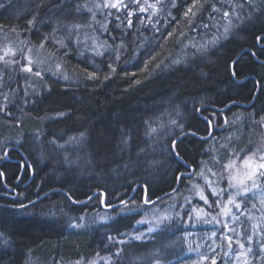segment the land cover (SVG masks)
I'll return each instance as SVG.
<instances>
[{"label":"trees","instance_id":"16d2710c","mask_svg":"<svg viewBox=\"0 0 264 264\" xmlns=\"http://www.w3.org/2000/svg\"><path fill=\"white\" fill-rule=\"evenodd\" d=\"M88 1L91 0H0L4 7L10 6L6 16H0V25L4 26L0 32L23 42L24 49H37L53 27H58L56 37L60 38L66 36V25L87 24L91 13L82 9L77 12L75 5ZM160 1L154 15L152 9L139 12V6L123 0L134 13L127 17L131 27L125 26L128 10L106 8L103 16L111 21L108 32L94 23L93 28L82 29V39L87 32L96 37V45L106 44L99 48L103 55L91 50L92 40L86 42L88 48L70 43L67 52L51 41L46 43L42 50L61 66L68 79L43 78L38 83L40 87L48 84L51 89L28 97L24 105L25 92L20 84L23 78L18 67L11 70V82L5 87L9 100L0 98V106L7 104L6 110H0V157L8 147L18 146L34 163L40 177L32 192L25 194V203L6 199L3 195H14L10 193L15 183L11 176L16 172L13 166L8 172L1 164L4 158H0V172L4 174L0 176V236L5 239L0 264H74L104 254L111 255L112 264H130L131 257L149 263L145 258L152 255V250L162 248L161 232H155L150 241H133L128 247L123 244L122 253L118 242L127 240L133 225L155 207L172 203L176 206L173 211H182L184 216L193 207V203L183 205L188 181L195 175L181 178L179 183L174 180L178 165L168 156L170 141L175 139L187 161L180 171L188 173L187 166L198 170L202 160L211 164V155L227 163L232 153H225L220 144L229 134L239 136L230 147L236 152L243 150L241 155L264 140V39L256 40L257 36L264 37V0H258L257 9L241 14L244 22L240 29L205 53L190 48V40L200 35V25L216 15L212 8L223 0H201L203 7L195 18L184 15L193 0ZM147 3L154 4L156 0ZM141 5L147 6L145 0ZM109 12L113 15L108 16ZM33 15L38 21L34 27L27 24ZM117 15L125 21L120 28L116 27ZM12 27L17 33L10 31ZM121 41L123 47L117 60L114 49ZM233 61L237 62L234 68ZM92 73L95 78H89ZM204 116L212 117L215 132L203 143L198 137L184 136L171 123L175 120L183 124L184 132L194 127L203 136ZM224 117L229 121L227 125ZM217 123L221 127L216 128ZM151 128L157 131L152 133ZM70 137L76 139L70 141ZM61 145L63 149H59ZM208 149H212L211 154ZM213 168L217 173L221 170L218 164ZM138 185H146L147 195L153 200L163 199L144 204V188L139 187L127 205L114 207L122 204L121 199L128 200ZM37 187L40 189L36 193ZM98 190L105 192V206L111 205L106 206L108 210L102 207L101 195L82 203ZM215 199L209 195L210 201ZM33 200L38 202L31 203ZM123 212L127 213L122 215ZM101 213L112 217L107 233L102 234L96 227L69 228L72 217L88 219ZM182 231L193 232L191 228ZM182 231L176 230L172 236ZM118 251L123 263L115 256ZM179 253L164 247L150 263H169ZM164 255L168 256L158 259Z\"/></svg>","mask_w":264,"mask_h":264},{"label":"snow or ice","instance_id":"6c2138e0","mask_svg":"<svg viewBox=\"0 0 264 264\" xmlns=\"http://www.w3.org/2000/svg\"><path fill=\"white\" fill-rule=\"evenodd\" d=\"M253 0H246V3L249 6H252ZM130 3L133 5H137L138 11L139 12H146L149 9L155 10L153 14L155 15L156 11H159L157 8V4L160 3V0H156V3L154 4H148L147 0H145V5H141V0H130ZM199 5V8L197 7ZM175 4H173V7ZM4 4L0 3V8H3ZM76 11L79 12L82 8L87 9L89 13L92 14L91 20L87 24H81V23H73V24H68L65 27L67 28V33L66 36L57 38L56 37V32L59 30L58 27H53L52 32L48 33L45 37L42 38L38 48H37V54L44 49L45 44L51 41L54 45H59V48L65 49V52L69 49V44L74 43L76 45H84L85 48H88L89 45L86 43L88 40L93 41V46L91 50L95 51L97 55H103L102 52L99 51V48H104L106 47V44H100L96 45V37H91L88 35L87 32L83 33V39L81 38V30L85 28H93L95 24H99L101 28L104 29L105 32H108L109 29L107 27L108 23H111V21L107 20V17H105V22H100L96 20V13L93 11L92 8H89L87 4L83 5H75ZM96 8H115L117 12H119L121 9L128 10L126 11V20L127 23L125 25V21L120 19V16L117 15L115 16V20L118 22L116 24L117 28H120L121 25H125L126 27H131L132 26V21L131 19H128L127 17H130L134 15V13L129 9V4L123 3V0H115V2H112V0H104L103 4L97 3L95 5ZM203 7V4L201 3V0H193L192 5L188 7L187 11L184 13L186 18H189V15L191 14V18H195L197 15V12L200 10V8ZM244 7L243 3H236L231 5V12L225 11L223 12L222 16L223 18H229L227 21V24L223 26V32H220L219 27H216V25H213V27H216V32L220 33L219 35L213 34L211 39L208 40L206 43L203 44H193L192 47L196 49L197 52L199 53H205L207 52L209 47H216L217 45L220 44L221 39H228L230 34L233 32V30H238L240 29L241 25L243 24V18L240 15V11ZM195 9V11H194ZM213 12H219L220 9L213 7L212 8ZM108 16L113 15L111 12L107 14ZM231 16H235L236 18V23L230 19ZM190 18V22H191ZM250 18V14L249 17ZM209 19L211 20L212 17L209 16ZM142 22V21H141ZM38 23L36 15H33L31 19L27 21L28 25H32L33 27ZM203 28H208V24H201L200 25ZM3 25H0V31H3ZM10 31L13 33H17V29L15 27L10 28ZM114 39V38H113ZM264 39V37L257 36L256 40L257 42H261V40ZM67 41V42H66ZM23 43V42H21ZM123 47V41H121V44L119 47L114 49V52L117 53L115 56V59H119V51L120 48ZM0 51L3 52V55H0V63H3L5 66L12 65V64H20V60H26L27 63L21 64V71L26 72L31 74L32 76L38 77L41 80L43 79V75L41 71H33L32 64L35 62L36 64H43L44 61L40 60L37 58L35 61H33L32 56L30 53L32 52L31 48H28L27 52L28 54H25L23 48L19 49H14L10 44L6 45L4 48L0 49ZM56 51H59V49H56ZM17 53L20 55V59H5L6 56H11V57H16ZM51 55H55V52L51 53ZM252 55H256V53H252ZM180 61H174V63H179ZM237 62L233 61L232 65L233 68ZM57 67H60V65H57ZM109 68L111 71H115L114 68H112L111 65H109ZM56 74V73H54ZM235 71H232V75L235 76ZM65 80L68 79L66 75L63 76ZM89 78H95V73H92ZM108 77L106 76L105 79ZM0 81H2V77H0ZM259 83V82H258ZM0 87H3V83H0ZM0 96H3L4 99L7 101L9 100V97L0 92ZM27 103V101H25ZM7 109V104L0 106V110H6ZM9 115L11 113H8ZM215 115V114H213ZM204 123H205V128H204V135L201 136L199 133V130L191 127L190 130L187 132H184V125L183 124H177L175 120L171 121L172 124H176L177 127L181 129V132L183 133L184 136L191 135L193 137H198L201 142H207L209 136L214 137V132L215 128L213 127L214 121L211 116H204L203 117ZM261 122H264V117H261ZM223 123L227 125L229 123L227 117L223 118ZM235 123V122H233ZM215 127H221V124L217 123L215 124ZM157 129L151 128V132L155 133ZM84 134L81 133V137ZM179 135V133L177 134ZM242 135V133H241ZM75 137H70L69 140H75ZM224 143L220 144V149H223L225 153L231 152L232 155L227 156V163H224L218 156L216 155H211L210 159L213 165H220V172H213L211 168L208 167L209 161L207 160H202L200 161V164L198 165V170H194L191 173H187L189 176H198L204 181L203 185L200 184H194L193 185V190H195L196 195L199 197L201 201L204 202L205 207H195L193 206L190 208L188 212L185 213L184 217H180L179 213H177V216L180 219H184L185 217L189 222H203V223H212L215 221L218 224H222V227L227 229L228 232L233 233V235H228L225 233L223 235V240L227 242V247L229 251L232 250V245L233 242L242 250L245 249V244L241 241L239 237L244 236V232L242 231L243 229V222L240 224H237V221L239 220V216L233 212V209H236L240 211L241 215H245L246 219L250 220L253 219L246 211L242 210V205L244 208H247L248 201L246 200H238V197L244 196L248 197L249 193H253V189H259L261 187L260 183L258 181H264V141H262L258 146H255L253 150L244 152L243 155H241V152H236L234 151L233 148L230 147L232 145L233 140H238L239 136L235 134H229L227 137H224ZM19 143V142H18ZM125 144H127V140L124 141ZM63 147V145H61ZM207 153L211 154L212 149L206 150ZM168 156L171 160H174L177 162V167L175 168V173H174V180L179 181L184 175V172L180 171V168L187 163L185 160L184 156L182 155L181 151L179 150V145L175 142V139L170 141L169 143V149H168ZM4 158V157H0ZM157 163V162H154ZM209 174L211 177H217V179L213 180L210 179ZM4 174L0 172V176H3ZM221 181L226 182V187H220ZM191 183V181H189ZM250 182V183H249ZM216 185L215 187L213 185ZM208 190V194L206 195L205 192ZM228 190H233L232 194L228 195V198L226 201H221L219 197L221 194L228 192ZM175 191V189L173 190ZM209 195L213 197H217V199L210 201L209 200ZM254 195V193H253ZM91 199V197H89ZM120 202L122 204L127 205L128 201L121 199ZM143 203L144 204H154L155 200H153L151 197L147 195V186H144V198H143ZM185 203H190V201L185 198ZM259 203L261 205H264V195H261ZM108 207H111V205H106ZM23 207V205H21ZM251 207L254 209L256 208L255 204H252ZM214 209H219V211L216 213V215H213V210ZM218 215H223L224 217H230L231 218V225L227 220L221 221L217 219ZM211 217V219H209ZM83 219V218H81ZM171 217L167 215L160 216L157 220V224H163L166 221H171ZM149 221L145 220H140L137 221V223L143 224V223H148ZM73 227H83V225H72ZM253 229L259 228V224L253 225ZM238 228L241 229V231H238ZM149 231H155V229H149ZM216 233L213 232L212 236H215ZM255 235V231H253L251 234H248L246 236V239L248 242H252L253 236ZM262 237H264V231L260 233ZM236 236L237 238L235 241L233 240V237ZM137 240L143 239L142 235H136L134 237ZM111 239V237H109ZM120 243H124V241H120ZM190 250H195L191 248V245H189ZM261 251L264 252V244L261 245ZM252 249L251 247H248L245 251H241L237 254V259L240 257H246L248 253H251ZM116 255H119V252L116 253ZM227 255V254H226ZM202 260L207 259V257H202ZM79 264V262H77ZM91 264H96L95 261L91 262ZM157 264H160L159 261H157ZM211 264H216V260L212 259ZM243 264H250L249 260L247 258L244 259Z\"/></svg>","mask_w":264,"mask_h":264},{"label":"rangeland","instance_id":"374dc122","mask_svg":"<svg viewBox=\"0 0 264 264\" xmlns=\"http://www.w3.org/2000/svg\"><path fill=\"white\" fill-rule=\"evenodd\" d=\"M257 2L258 0H253L252 5L257 4ZM97 3L103 4L104 0H99V2H95V0H91L87 5L89 8H92L93 11L96 13V20L103 23L106 17V16H103L105 14L106 8H96L95 5ZM236 3L244 4V7L242 10H239V9L237 10L240 12H243L244 9H247L249 6L247 3H244L243 0H238V1L237 0H223L221 1V4L215 7V8L220 9V11L216 12V15L215 16L213 15L212 19L208 23H206L209 25L208 28L201 27L200 35L194 38L192 37L189 43L190 48H193L192 47L193 44L199 45V44L206 43L208 40L211 39L214 33L219 35L220 33L216 32V27H219L220 32H223V26L227 24V21L229 18H223L222 14L225 11L231 12L232 10L231 5L236 4ZM147 12L148 11H146L145 13ZM152 15L153 14L149 13V16H152ZM91 18L92 16H90V20ZM230 19H232L234 23L237 22L235 16H231ZM93 23L95 24V22ZM96 25H99V24H96ZM213 25H216V27H213ZM224 40L225 39H221V42ZM8 44H10L14 49L23 48V44L17 38L0 32V49L4 48ZM212 48L214 47H209L208 50ZM27 50L28 48L24 49L25 54H28ZM0 55H3L2 51H0ZM30 55L32 56L33 61H35L37 58L44 61L43 64H36L35 62L32 64V68L34 72L41 71L43 78H46V77H50V78L56 77L57 78L60 76L62 80H65L63 76L66 75L65 74L66 72L61 69V66L57 67L58 64L51 57L46 55L43 50H41L39 54H37V49H32V52L30 53ZM5 59H20V55L19 53H17L16 57H11L9 55V56H6ZM25 63H27L26 60H20V64H12L8 66H5L3 63H0V77H2V81H0V83H3V87H0V92L4 94H6L5 87L7 83L11 82V79L8 78V76L12 75L11 70L13 68L18 67L21 77L23 78L20 84L22 85V89L25 92L24 98H23L24 100H22V105L26 104L25 101H27L28 97H32V96L35 97L36 95L42 92H48L51 89L50 85L48 84L47 85L44 84L43 87H40V85L38 84L41 82L40 78L21 71L20 65L25 64ZM12 96L15 97V91ZM0 98H4V97L0 96ZM258 145L259 144H257L256 146ZM59 149H63V148L60 146ZM208 167L211 168L213 172H215L212 163L211 164L209 163ZM112 175L115 176V174H112ZM79 176L81 177L80 174ZM96 176H100V175H96ZM209 177L210 179H213V180L217 179V177H211L210 174H209ZM199 181L203 182L204 184V181L198 176H195L194 179L191 180V183L188 181L189 191L185 195L186 196L185 198H187L191 204L193 203V206L195 207H198V205H202V207L206 208V206L204 205V202L199 199V197L195 193V190H193V185L197 183L200 184ZM258 183H260L261 187L259 189H253L254 195L253 193H249L247 198L244 196L237 198L238 200H246V199L250 200L252 198V201L250 202L248 201L249 203L246 209L242 205V210L246 211L251 217H253V219L248 220L246 219L245 215L240 214V211L233 209V212H235L239 216V220L237 221V224H240L241 222H243L242 231L244 232V236H241L239 238L245 244L244 250L240 249L233 242L232 250L229 251L227 247V242L223 240L222 237L225 233H227L228 235H233V233L228 232L227 229L223 228L222 224H218L215 221H213L212 223H203V222H195V221L189 222L186 217L184 219H180L177 216V213H179L180 217H184V212L182 211L174 212L173 209H175L176 206L175 204H172V203L167 205L166 207L159 206V207H155L151 209L150 212L147 213L142 219V220L149 221V222L143 223V224L136 223L135 225H133V231L131 234L128 235V239L124 241L125 243H120V241L118 242V249H120V252L122 253L121 249L123 247V244H126L128 247L130 244L133 243V241H141V242L150 241L152 238V235L158 231V232H161V235H162V237L159 238V240L162 241V244H163L161 249L166 247L167 249L169 248L171 250L181 251V253H179L180 255H175L173 259L169 261V263L162 262V260H157L160 262V264H175L177 263V261L182 262V260L185 258L188 259L186 261L187 264H211L212 259L216 260V264H243V261L245 258L249 260L250 264H264V252L261 251V245L264 244V237L260 235V233L264 231V205H261L259 203L261 195H264V181H258ZM213 186L215 187L216 185L214 184ZM221 186L226 187V182L221 181L220 187ZM232 192L233 190H228V192L221 194L219 199L222 202L226 201L228 198V195L232 194ZM22 200H23V197H19V201L21 202ZM190 203H186L183 206L187 207L188 204ZM252 204H255L256 208L253 209L251 207ZM217 211H219V209L214 211L215 213L213 215H216ZM126 213L127 212H123L122 215ZM163 215H167L171 217L172 218L171 221H166L163 224H157L156 220L160 216H163ZM111 219L112 217L110 215L102 214V213L96 216H93L92 218H88V219L87 218L81 219L80 217H72L69 221L70 222L69 228L70 229L71 228L72 229H84V228L96 227L102 231V234H104V233L109 232L108 225ZM209 219H211V217H209ZM217 219L221 220L222 222L227 220L230 226H232L230 217H224L223 215H218ZM77 224L83 225V227H73L72 226V225H77ZM256 224H259L260 227L257 229H253L252 226ZM189 228H191L193 232L182 231V230H186ZM149 229H155V231H149ZM176 230H181L182 233L176 234L174 238L172 236V233L176 232ZM238 231H241V229L238 228ZM253 231H255L253 240L252 242H248L246 239V236L248 234H251ZM213 232L216 233L215 236H212ZM136 235H142L143 239H140V240L135 239L134 237ZM236 238L237 237L234 236L233 240L235 241ZM4 245H5V239L2 236H0V248H2ZM189 245H191V248L195 250L194 251L190 250ZM248 247H251L252 252L248 253L246 257L242 256L239 259H237V254L241 251H245ZM161 249L152 250L151 252L152 255L147 256L145 258V262H149L146 264H157V262L155 261H153L152 263H150V261L152 259H155L154 257L160 254ZM120 252H119V255L115 254V256L116 258H120L119 260L123 263L122 256H120ZM167 256L168 255H164L162 257H159L158 259L166 258ZM202 257H207V259L202 260L201 259ZM131 258L133 259V257ZM111 259L112 257L110 254L108 255L104 254L103 256H100V255L94 256L92 258H89V260L86 262H79V264H91V262L93 261H95L96 264H112L110 263ZM132 259L129 261L130 264L132 263L139 264L140 260H136V259L132 260ZM186 262H184V264H186ZM74 264H77V262ZM140 264H143V263L140 262Z\"/></svg>","mask_w":264,"mask_h":264},{"label":"flooded vegetation","instance_id":"af4514ba","mask_svg":"<svg viewBox=\"0 0 264 264\" xmlns=\"http://www.w3.org/2000/svg\"><path fill=\"white\" fill-rule=\"evenodd\" d=\"M18 147V146H17ZM20 149V148H19ZM26 156L22 150H12L8 154V160L3 159L1 164H5V169L10 172L13 168L15 169V175L11 176V178H15V183L12 186V191L10 193H13V197L9 196L10 194H5L3 197L6 199H16L19 201V197H23V200L20 203H25L26 202V193L32 192L35 187L36 181L38 182L40 177L37 174V171L35 169L34 163L30 161V159L27 156V160L23 157ZM188 168V173H190L192 170L191 166H187ZM187 173H185L186 175ZM182 178H185L184 176ZM38 186V185H37ZM40 187H37L36 193L39 191ZM18 197V198H17ZM40 200V199H38ZM38 200H33L31 203L34 201ZM31 203L27 204L30 205ZM26 205V206H27Z\"/></svg>","mask_w":264,"mask_h":264},{"label":"bare ground","instance_id":"6f19581e","mask_svg":"<svg viewBox=\"0 0 264 264\" xmlns=\"http://www.w3.org/2000/svg\"><path fill=\"white\" fill-rule=\"evenodd\" d=\"M24 0H18V2H23ZM238 1V0H237ZM95 2H97L96 0H95ZM17 3V2H16ZM86 4H88L89 3V1L88 2H85ZM83 5V4H82ZM8 7H10L9 5L8 6H5L4 7V9H2V10H0V16H6V15H4L5 14V12L7 13V10H8ZM259 6H258V4H255V5H252V7L249 9V8H247V9H244V11L243 12H240V15L241 14H244V13H250L252 10H254V9H257ZM82 11L83 12H86L87 11V9H84V8H82ZM86 13H88V11L86 12ZM91 16H92V14H91Z\"/></svg>","mask_w":264,"mask_h":264},{"label":"water","instance_id":"95a60500","mask_svg":"<svg viewBox=\"0 0 264 264\" xmlns=\"http://www.w3.org/2000/svg\"><path fill=\"white\" fill-rule=\"evenodd\" d=\"M13 148H10V149H8L6 152H5V156L7 157V154L12 150ZM189 176V175H188ZM139 187H143L144 188V186H141V185H138V186H136L135 187V189H134V191H133V194L131 195V197L127 200V201H130L133 197H134V195H135V193L137 192V190L139 189ZM174 193V192H173ZM172 193V194H173ZM100 194V192L99 193H96L93 197H96L97 195H99ZM170 195V194H169ZM163 199V197L162 198H160V199H158V200H156L155 202H159V201H161ZM104 204H105V196L103 195V206H104Z\"/></svg>","mask_w":264,"mask_h":264}]
</instances>
